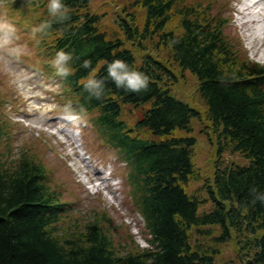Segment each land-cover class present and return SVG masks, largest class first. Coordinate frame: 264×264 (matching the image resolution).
I'll list each match as a JSON object with an SVG mask.
<instances>
[{"label":"trees","instance_id":"obj_1","mask_svg":"<svg viewBox=\"0 0 264 264\" xmlns=\"http://www.w3.org/2000/svg\"><path fill=\"white\" fill-rule=\"evenodd\" d=\"M24 1L43 10L39 24L50 22L40 36L43 47L53 57L60 49L72 53L65 81L76 91L80 110L99 111L98 121L122 147L132 193L144 203L154 240L150 249L123 248L114 239L112 224L108 221L106 228L105 217L97 214L83 223L58 226L61 205L48 185L45 166L24 155L8 171L0 156V264H215L220 247L231 241L238 245L239 264H264V200L256 195L264 192V68L244 61L240 65L222 37V23L204 21L182 0H135L133 7L146 11L145 24L140 27L130 10L121 19L127 42L144 49L157 39L171 52L173 64L195 77L219 152L249 160L246 166L218 167L206 187L190 194L186 187L194 179L195 139L176 133H190L200 112L172 94L173 68L152 53L138 65L125 41L100 31L93 0H64L67 19L52 16L48 0ZM174 16L179 21L172 27ZM116 57L143 71L148 87L126 91L109 78L102 98L90 96L80 83L89 71L84 60L91 59L95 67ZM98 75L107 76L106 64ZM124 105H149L137 128L162 140L133 136L119 120ZM194 232L206 234L213 245L202 246L197 238L192 247Z\"/></svg>","mask_w":264,"mask_h":264},{"label":"rangeland","instance_id":"obj_2","mask_svg":"<svg viewBox=\"0 0 264 264\" xmlns=\"http://www.w3.org/2000/svg\"><path fill=\"white\" fill-rule=\"evenodd\" d=\"M10 1L11 0H0V20H7L11 22L10 17L5 15L7 14L5 10L10 5ZM134 1L135 0H93L91 11L101 17V23L99 25L101 32L105 33L110 38H120L124 40L125 37L122 30H120L119 23L121 19H127L129 10V14L135 13V18L140 27H142L145 24L146 13L142 7H133ZM182 1L184 5L187 4V6H191L196 3L204 4L202 12H204L210 5L212 9L208 8L207 16L211 19L218 20L221 15L220 19L222 18L228 21L224 32L227 41L233 45L235 51H241V54H238L240 65L243 64L242 61L244 60L249 61L252 65L259 63L264 66V16L260 15V12L264 14L263 1H261L258 8L255 9L256 13L253 15L255 17H252L255 18L257 22L255 24L250 23L246 25L242 24V22L246 18L249 19L251 15H249V12L247 15L240 14L237 10L243 8L244 6L246 7V2L249 0ZM226 3H231V5L227 7ZM236 5H238V7H236ZM225 9L227 10L225 11ZM41 13L42 11L40 10H38L35 14L34 12L30 14L29 11L24 14V20L29 23L30 21L34 22L35 19H33V17H42ZM234 18H236V21L238 19V24L230 25L229 21ZM177 21H179L178 17L174 16L172 27L176 26ZM22 25L26 26L24 24ZM21 27L16 28V30L19 31L21 29L22 33L23 27ZM241 35L243 36V39ZM18 36L20 37V40L17 41V43L24 45L23 51L18 56H8L5 58L4 50L0 49V123L3 131L7 133V137L3 138L4 143L6 142L11 145L13 158L19 159L23 150L29 151V155L41 162L46 169L50 171L52 177L55 178L57 183L63 186L61 190L66 194L64 195L66 199L73 201V191H76L79 195H81L84 202L77 201L76 205L83 210L81 214L76 215L75 219L86 221L89 217L94 215V212L101 215L105 214L112 222L111 231L118 245L127 244L130 240L134 243V248H136L139 244L141 247H147L148 243L146 238L141 233L143 227L137 218V214L135 213L132 199L128 196L129 187L126 186L125 182L126 169H122L124 167L122 164H118L115 161V165H111V167L115 169L114 171L116 175L123 183L118 200L115 198L113 199L112 195L107 191L106 193L111 195L108 197L109 199L105 194L99 196L89 195L84 186L79 185L76 182V178L74 176V178H72V176L71 178L69 177L70 179H75L69 183L67 180L66 183L61 180L64 179V176H58L55 164H61L63 167L62 169H67L68 166L66 167L63 165L57 157L53 156V154L48 152L43 146L41 149L36 148L35 145L38 144L39 140V138L36 137V134H33V136L30 134L24 135L25 132L23 130L25 129L27 133L29 125L44 128L42 123L44 122L46 116H50V111L55 113L57 111L68 109V107L67 104L64 103L63 98H61V96H64V91H60L58 86L55 85V80L54 83H47V89L42 90V87L39 84L37 87L38 79L36 78V74L30 73L13 58L17 57L19 60H27L26 62H30L41 69L40 65H38L39 59H36L39 58V56L37 55V50L34 48V43L30 39H27L26 34H19ZM252 36H255L256 40L250 39ZM126 46L128 49L132 50L140 63L144 61V57L146 55L152 53L156 59L172 67V76L171 81H169V86L172 87L171 89L178 98L186 103H189L200 112V118L193 121L190 133H176V136L178 137L185 134V136L195 139V146L192 150L194 179H192L186 187L188 193L193 194L206 187V185L212 181L218 167L248 165L249 161H247L240 154H233L229 151L224 153L219 152L220 148L218 138L215 136L212 125L209 124L210 122L207 119V115L205 113L206 111L199 94V84L193 75L188 72H182L173 64L170 51L162 48L161 45L158 44L157 39L145 43L144 49H139L129 42H126ZM29 113L33 115V118L28 119L25 117V114ZM142 113V110L127 107L124 110L122 119L129 128L135 129V135L144 139L161 141L162 139L153 137L147 131L136 128V124L143 116ZM89 116L95 118L98 115L93 113ZM17 120H23L25 124L21 123L20 127L16 126L13 121ZM83 135L85 143L88 144L89 147L88 151L93 152L97 159L100 160L103 165H106L104 155L109 152L108 148L102 146L101 143H98L94 137L89 135L88 131H85ZM94 135L96 137V133H94ZM48 140L51 144H54V141L50 139ZM110 156L112 155L110 154ZM112 160L114 161V159L111 158V161ZM105 168L107 167L105 166ZM105 175L107 176V174ZM72 183L74 185H72ZM51 187H55V183L52 184ZM200 196L208 198L206 193H201ZM211 207L212 205L208 204L207 209H210ZM125 221H127V223H131L132 232H134L137 236L136 240L132 239V237L127 238L128 231L127 228L123 226L125 225ZM103 225L106 228H109L107 222L104 221ZM115 227L118 229H115ZM215 235H219V232L215 231ZM194 236V239L199 238L201 240L202 246L213 245L206 234H199L198 232H195ZM124 247L126 246H123V248ZM220 249V253L216 255V264H239L238 245L235 241H231L226 245L221 246ZM129 250L133 249L129 248Z\"/></svg>","mask_w":264,"mask_h":264},{"label":"clouds","instance_id":"obj_3","mask_svg":"<svg viewBox=\"0 0 264 264\" xmlns=\"http://www.w3.org/2000/svg\"><path fill=\"white\" fill-rule=\"evenodd\" d=\"M48 10L52 16L59 19H67L70 14L69 7L64 0H48ZM49 23L48 21H44L35 26L32 29L33 34L35 35L46 30L49 27ZM18 39L15 25L7 20H0V49L4 50L5 58L8 56H18L23 51L24 45L17 43ZM72 59L71 52L60 49L55 53L50 62L58 74L67 76L72 71L69 63ZM104 64L107 66V76L100 77L98 73ZM83 67L89 71L81 79L80 83L83 89L96 99L102 98L105 94V83L109 78L115 83L116 87L123 88L126 91L137 92L148 87V76L143 71L130 66L127 61L119 57L111 61H98L95 67L91 59H86L83 62ZM67 107H72L70 102ZM256 195L258 199L264 200V192H257Z\"/></svg>","mask_w":264,"mask_h":264},{"label":"bare ground","instance_id":"obj_4","mask_svg":"<svg viewBox=\"0 0 264 264\" xmlns=\"http://www.w3.org/2000/svg\"><path fill=\"white\" fill-rule=\"evenodd\" d=\"M258 4L259 3H256V4H248L247 5V7H246V10L247 11H249L250 13L249 14H251V17H255V16H253L254 14H252V11H253V9H256V8H258ZM245 9V8H244ZM260 15L261 16H264V14L262 13V12H260ZM248 22H250V23H252V24H255L256 22H257V20L255 19V18H252L250 21H248ZM246 23V22H245ZM262 30V29H261ZM254 38V40H256V38L255 37H253Z\"/></svg>","mask_w":264,"mask_h":264}]
</instances>
